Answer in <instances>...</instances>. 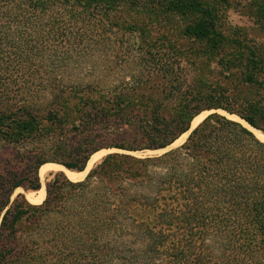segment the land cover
I'll return each mask as SVG.
<instances>
[{"label":"trees","instance_id":"1","mask_svg":"<svg viewBox=\"0 0 264 264\" xmlns=\"http://www.w3.org/2000/svg\"><path fill=\"white\" fill-rule=\"evenodd\" d=\"M222 1L0 0V141L24 148L0 157V264H264V141L217 112L191 125L221 108L264 134V53L221 31ZM156 17L179 21L173 40L152 37ZM105 39L94 70L116 75L71 78ZM217 54L231 88L208 94L180 61ZM100 122L131 142L96 144ZM184 133L159 154L106 153L80 180L57 171L40 203L10 200L40 188L43 163L82 171L100 148L159 150Z\"/></svg>","mask_w":264,"mask_h":264},{"label":"rangeland","instance_id":"2","mask_svg":"<svg viewBox=\"0 0 264 264\" xmlns=\"http://www.w3.org/2000/svg\"><path fill=\"white\" fill-rule=\"evenodd\" d=\"M220 4L222 8L220 9L219 16H218L219 17L218 27L221 29V31H223L228 38L230 37L231 39L235 40L237 42V45L239 43L241 47L247 45L251 48L262 49V52L264 53V20L263 18L257 17L258 10L264 9V0H226V2L222 1L220 2ZM125 6L126 5H122L121 10L115 13L114 18L115 19L118 18L119 22H122V19L125 18L124 17L125 9L123 8ZM132 9L135 10L136 7H132ZM132 9L131 10L129 9L128 12L132 13L133 12ZM132 20L136 22H146L147 23V21L143 17L133 18ZM177 24H179V21L177 19H170L166 21L165 19L160 20L159 17L158 18L156 17L147 26L150 28V33L153 38L159 37L162 33H167L169 34L168 39H170L171 41L176 37L172 34L174 32L173 27L176 26ZM175 42L177 43L180 42L183 44L186 43L187 46H189L191 49L197 46V44L191 42L190 40H185L181 37L176 38ZM101 44L103 45L102 48H98L94 50V52L90 53L89 55H86L83 58V60L80 61L82 63H80L79 66L72 67L71 70L67 72V74L71 75V78L79 76L80 78H83L85 80H89L93 78V76L104 78V79L112 78L113 76H115L116 73H114V71H111V73H109V70L102 71L100 67L94 70V67L97 62H99L100 64H103L105 58L111 57L110 51H109L110 40L105 39ZM198 45L200 44L198 43ZM232 48L233 46L225 45L222 48L223 51L220 52V55L222 53H224V56H229L230 54H234L235 49H232ZM123 52L125 51H123V49H120V53H123ZM220 55L217 54L211 57H204L202 55H196V56L187 55L185 56V58H182L183 61L182 60L180 61L183 67L182 73H185L187 75L190 74L191 76H199L203 81L201 88L205 90V92H207L208 94H213L214 91H217L219 89L231 88L229 84H226V85L223 84L225 81H222V76H224L223 74L225 73H224V68H222V65L218 63V58ZM111 59L112 61H115V58H111ZM118 69L119 68L115 69V71H117ZM234 73H235L234 76L236 77L239 76L238 71L236 72L234 71ZM234 86H235L236 93L238 94L245 93L244 86L242 83L237 81L234 84ZM215 98L216 97H213L212 99H206V100H208V102H213ZM212 112H217L219 114L225 115L243 124V122H241L242 119H240L239 116H237L236 114H228L221 108H210V109L202 110L200 114H203V116L199 120V122L205 116H207L208 114ZM97 121L99 120H96L95 122ZM98 125H99L98 131H100L102 135L103 133H105L104 134L105 136L100 137L99 141L96 144H103V145L104 144H125L126 145L127 142L128 144L129 142H131L130 140H125L124 139L125 137L121 134V131L117 130V128H115L114 125L110 124V125L105 126L101 122ZM183 135L180 136L181 139L178 140V142L173 144V147L181 144L185 140L187 133H184ZM12 148H14L15 150H18L19 152H22L24 150V148L21 146L14 147L13 145H9L7 143H4L3 141H0V157L5 158L6 154H9L12 151L11 150ZM164 150L165 149H159V150L143 149V150H136V151H128L126 149H121V148L114 147V146H111L108 148H100L96 152H94V153H97V155L93 159L92 163L89 165L88 170L95 163H97L103 155L109 152L129 153V154L139 156V155L159 154V153L164 152ZM57 171H60V170H52L49 173H47L44 176V178L40 180L41 182L40 187L42 186L45 190V183L52 177V174ZM37 190H24L23 188L18 187L11 194L10 200H12L17 193H22L25 197L27 194H30V196L32 197H35Z\"/></svg>","mask_w":264,"mask_h":264},{"label":"bare ground","instance_id":"3","mask_svg":"<svg viewBox=\"0 0 264 264\" xmlns=\"http://www.w3.org/2000/svg\"><path fill=\"white\" fill-rule=\"evenodd\" d=\"M203 114L197 115L196 117L193 118L191 125L194 126L197 122H199V120L202 118ZM241 122H243V124L247 127H249L244 121L241 120ZM250 130H252V132L261 140H264V135L260 132V130H256L254 128L249 127ZM184 136V135H183ZM180 138H178L177 140H175L173 142V144H175L176 142H178V140H180ZM97 155V153H93L91 155V157L88 159L87 165L84 169V171L81 172H77L75 170H69L64 168V166H61L60 164H56V163H52V162H47L42 164L39 168H38V176L41 179L44 178V176L49 173L52 170H60L62 171L69 179L71 180H80L82 177H84L86 171L89 168V165L92 163L93 159L95 158V156ZM44 193L45 190L44 188L41 186L37 191H36V196L32 197L30 196V194H27L26 197L27 199L32 202V203H38L40 202L43 197H44Z\"/></svg>","mask_w":264,"mask_h":264},{"label":"water","instance_id":"4","mask_svg":"<svg viewBox=\"0 0 264 264\" xmlns=\"http://www.w3.org/2000/svg\"><path fill=\"white\" fill-rule=\"evenodd\" d=\"M229 114V113H228ZM241 119V118H240ZM243 120V119H242ZM244 122H246L245 120H244ZM247 123V122H246ZM248 124V123H247ZM249 125V124H248ZM251 128H254V127H252L251 125H249ZM172 145V146H171ZM173 147V143L172 144H170L168 147H166V148H164L165 150L164 151H166V150H168V149H170V148H172ZM47 163V162H46ZM53 163V162H52ZM44 164V163H43ZM57 164V163H56ZM41 166V165H40ZM39 166V167H40ZM62 166V165H61ZM65 168V167H64ZM67 169V168H66ZM82 171H84V170H82ZM88 171V170H87ZM87 171H86V173H87ZM77 172H81V171H77ZM85 173V174H86ZM81 179H83V177L81 178Z\"/></svg>","mask_w":264,"mask_h":264},{"label":"crops","instance_id":"5","mask_svg":"<svg viewBox=\"0 0 264 264\" xmlns=\"http://www.w3.org/2000/svg\"><path fill=\"white\" fill-rule=\"evenodd\" d=\"M44 195H45V194H44ZM43 198H44V197H43ZM42 200H43V199H42ZM42 200H41V201H42ZM31 203H32V202H31ZM35 204H37V203H35Z\"/></svg>","mask_w":264,"mask_h":264}]
</instances>
